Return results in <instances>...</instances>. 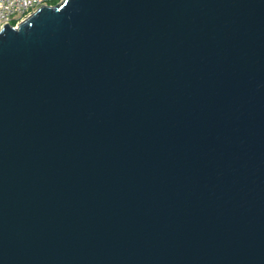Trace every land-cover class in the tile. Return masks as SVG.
Returning a JSON list of instances; mask_svg holds the SVG:
<instances>
[{
	"label": "water",
	"instance_id": "95a60500",
	"mask_svg": "<svg viewBox=\"0 0 264 264\" xmlns=\"http://www.w3.org/2000/svg\"><path fill=\"white\" fill-rule=\"evenodd\" d=\"M0 264H264V0L3 25Z\"/></svg>",
	"mask_w": 264,
	"mask_h": 264
},
{
	"label": "built area",
	"instance_id": "2783aa9c",
	"mask_svg": "<svg viewBox=\"0 0 264 264\" xmlns=\"http://www.w3.org/2000/svg\"><path fill=\"white\" fill-rule=\"evenodd\" d=\"M52 0H0V28L16 26L41 5H53Z\"/></svg>",
	"mask_w": 264,
	"mask_h": 264
},
{
	"label": "trees",
	"instance_id": "16d2710c",
	"mask_svg": "<svg viewBox=\"0 0 264 264\" xmlns=\"http://www.w3.org/2000/svg\"><path fill=\"white\" fill-rule=\"evenodd\" d=\"M60 0H52L51 3L52 4H56L57 2H59Z\"/></svg>",
	"mask_w": 264,
	"mask_h": 264
}]
</instances>
